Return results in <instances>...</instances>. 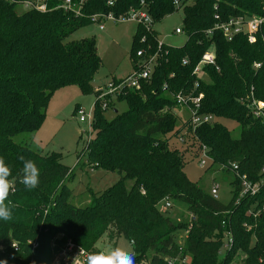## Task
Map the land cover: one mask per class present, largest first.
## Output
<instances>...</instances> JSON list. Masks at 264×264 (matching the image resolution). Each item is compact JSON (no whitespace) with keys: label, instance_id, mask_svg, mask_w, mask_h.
<instances>
[{"label":"trees","instance_id":"16d2710c","mask_svg":"<svg viewBox=\"0 0 264 264\" xmlns=\"http://www.w3.org/2000/svg\"><path fill=\"white\" fill-rule=\"evenodd\" d=\"M21 1L0 0V157L11 168L9 179L15 180L16 188L6 201L13 219L0 220V261L50 264L53 253L66 240L97 251V241L107 235L114 244L120 237L132 241L135 262L145 259L148 264H168L166 257L187 256L188 262L172 264H231L241 255L242 264H264V184L256 195L235 204L239 175L258 180L264 165V123L241 101L251 94L264 101V23L252 43L243 34L228 41L219 29H213L216 23L238 15L264 16V0H83L82 16L62 9L18 13L15 8ZM58 2L49 0V6ZM142 7L153 23L181 8L180 28L187 38L181 46L162 41L151 77L108 102L111 107L114 101H124L125 111H115L107 118L106 109L96 99L94 134L85 141L78 158L85 154L84 161L92 168L118 172L120 177L103 190L88 188L91 202L75 206L67 185L74 173L62 163V156L39 153L14 137L39 129L58 88L76 85L84 94L93 92L91 81L101 66L95 38L71 42L65 38L90 24L93 13L118 16ZM210 29L211 34L207 33ZM142 36L145 42L140 41ZM157 38L155 30L147 32L136 26L130 50L132 66L138 49L148 44L149 51L156 52ZM208 49H213L215 62L203 66L207 78L201 80L193 70ZM256 63L260 66L255 67ZM197 80L199 85L194 87ZM192 90L203 94L200 112L237 122L239 136L233 137L215 120L195 130L188 127V120L175 128L174 95ZM184 130L182 149L165 137L172 132L177 138ZM193 144L196 156L204 146L212 164L234 174L227 204L204 193L185 175L184 153ZM21 155L40 170L35 189L28 190L19 182ZM166 199L171 204L174 200L186 203L193 218L173 222L161 208ZM179 229L186 231L183 244L175 240ZM227 230L232 245L220 257ZM13 242L17 250L11 247ZM31 242L37 246L32 248Z\"/></svg>","mask_w":264,"mask_h":264},{"label":"rangeland","instance_id":"374dc122","mask_svg":"<svg viewBox=\"0 0 264 264\" xmlns=\"http://www.w3.org/2000/svg\"><path fill=\"white\" fill-rule=\"evenodd\" d=\"M15 10L21 13L25 11V8L17 4ZM182 15L183 12L180 8L165 16L159 22L154 23L153 29L160 40L171 46H181L185 42L187 37L183 32L175 33V29L181 26ZM135 29L136 24L132 21L120 23L105 21L103 29H100L95 23H90L69 34L65 38V42L88 37L95 38L101 66L91 81L93 92L84 94L76 85L58 88L50 98L44 121L39 129L34 133H22L14 137L16 142H28L30 148L39 153L55 152L62 156V163L72 169L74 173L72 179L67 180V185L73 191L71 202L75 206L82 207L91 202V194L88 192V188L95 192L103 190L120 177L118 172H107L92 168L90 164L85 162V154L78 158V154L87 139L88 126L86 123L79 121L77 114H74V107L76 104H80L87 112L94 105L107 82L112 78L123 77L131 72L133 66L130 59V50ZM126 109L127 104L124 101H114V106L107 108L104 114L107 118H112L116 114L115 110L122 112ZM172 111L177 116L175 128L180 127L189 118V112L186 108L175 106ZM214 120L225 125L233 137L239 136L241 127L237 122L225 118H215ZM93 134L92 132L91 136ZM171 134L172 132L165 137L168 138L171 144L182 149L184 146L182 142L171 136ZM195 146L194 144L191 145L192 148H188L189 150L184 153L183 170L185 175L207 194L210 193L214 185H217V200L227 204L232 195L234 174L220 165L212 164L209 158L196 156L194 154ZM78 159L79 164H77ZM200 160L204 161L203 165H200ZM166 212L173 222L189 221L193 218V214L187 208L186 203L181 201L174 200L172 206L167 208ZM174 236L176 242L183 244L186 232L179 229L175 231ZM223 241H227L226 236ZM116 247L133 252L130 242L124 237L118 238L116 244H114L107 235H103L95 245L98 251H107ZM225 250L226 248L222 246L220 257L223 256ZM240 259L241 255L235 256L231 264H242ZM138 262L148 264L145 259Z\"/></svg>","mask_w":264,"mask_h":264},{"label":"built area","instance_id":"2783aa9c","mask_svg":"<svg viewBox=\"0 0 264 264\" xmlns=\"http://www.w3.org/2000/svg\"><path fill=\"white\" fill-rule=\"evenodd\" d=\"M13 1V0H10ZM82 3L83 0H60L55 6H49V0H23L19 5L25 8V10H36L39 12H46L51 9H62L65 12H70L75 16H82ZM112 4V2H109ZM143 4V1H141ZM89 21L91 23H95L98 25L100 29L104 28L105 21H113L115 23L132 21L136 24V26H140L147 32H152L153 29V21L150 14L146 11L145 8H131L126 14L115 15L112 12H96L89 16ZM264 23V16H258L255 14H243L235 17H231L226 21L218 22L215 24L213 29H219L223 36L228 40H232L233 37L237 34H243L247 37L249 42H255L256 33L260 30L261 25ZM213 29L207 31V33L211 34ZM175 33H182L180 27L175 29ZM145 36H142L140 39L141 42H145ZM162 40L157 38L158 49L156 52L151 53L149 51V45L146 47L138 49L135 53L138 59L133 63V68L130 73L126 74L123 77L112 78L107 85L103 87L101 92L99 93L98 99L100 106L102 109L109 108L108 102L116 99L118 95L122 92L129 89L139 88L140 82L142 80H147L151 77L153 71L155 70L157 64V57L161 55L160 46ZM214 51L213 49H208L205 51L200 59V61L195 66L193 73L198 77V79L204 80L207 78L206 73L203 69V66L214 64ZM183 63H186V60H183ZM255 67H259L260 63L254 64ZM199 81L195 82L194 87H198ZM203 97L201 92H196L195 90L189 92H178L174 95V101L177 107L186 108L189 112V121L188 127L191 130H195L197 126L204 123H211L214 121L215 117L210 113H202L199 111L200 109V101ZM242 102L247 104L250 109L251 114L256 119H259L262 123H264V101L261 99L255 98L252 94L248 99H242ZM95 103L90 107V109L86 112L81 105H78L76 108L75 114H77L80 122L86 123L88 126L87 139L86 142L90 139L92 133V122H93V111H94ZM186 120V121H187ZM184 134H186V130L181 132L178 135V140L182 143L184 141ZM199 157L209 158L207 155L206 148L203 146L201 151L199 152ZM204 161L200 160V165H203ZM261 176L258 180L252 181L247 179L245 175H239V190L237 196L235 198V204H238L240 200L245 196H253L256 195L260 186L264 184V165L260 170ZM217 189L218 186L214 185L210 194L217 198ZM172 206L171 201L166 199L164 200L161 208L163 210L170 208ZM186 232V231H185ZM225 236L227 237V241L223 242V246L225 248H229L232 245V235L231 231L227 230L225 232ZM32 248L37 246L36 242H31ZM132 245V241H130ZM11 247L14 250L18 249L16 243H12ZM2 249V246H0ZM80 249H83V253L78 257V259L83 262L86 260L87 253H93L97 251L88 250L83 246L77 244L71 239L66 240L63 244L53 253V257L51 258L50 264H76L75 257L79 254ZM181 249V248H179ZM101 251V250H99ZM166 261L168 264H172L175 261H181L182 263L187 261V256L176 257V258H168L166 257ZM30 264H34L33 261ZM135 264H141L139 262H135Z\"/></svg>","mask_w":264,"mask_h":264},{"label":"clouds","instance_id":"9594fccd","mask_svg":"<svg viewBox=\"0 0 264 264\" xmlns=\"http://www.w3.org/2000/svg\"><path fill=\"white\" fill-rule=\"evenodd\" d=\"M19 160L23 162L19 182L28 190L35 189L40 183L39 168L34 161L25 159L22 155ZM11 174V168L5 163L4 158L0 157V220L5 222L13 219L10 202L6 203L10 193L16 191L15 180L9 179ZM82 253L83 249H80L75 257L76 264H135V254L119 247L87 253L86 260L83 262L78 259ZM0 264H6V262L0 261Z\"/></svg>","mask_w":264,"mask_h":264},{"label":"crops","instance_id":"0c3cea01","mask_svg":"<svg viewBox=\"0 0 264 264\" xmlns=\"http://www.w3.org/2000/svg\"><path fill=\"white\" fill-rule=\"evenodd\" d=\"M80 105V104H79Z\"/></svg>","mask_w":264,"mask_h":264},{"label":"water","instance_id":"95a60500","mask_svg":"<svg viewBox=\"0 0 264 264\" xmlns=\"http://www.w3.org/2000/svg\"><path fill=\"white\" fill-rule=\"evenodd\" d=\"M116 111V110H115Z\"/></svg>","mask_w":264,"mask_h":264}]
</instances>
